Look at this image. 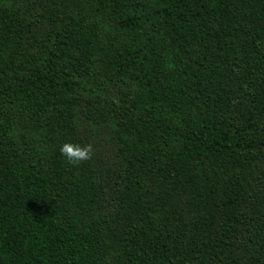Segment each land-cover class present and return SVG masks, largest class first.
Listing matches in <instances>:
<instances>
[{"label": "trees", "instance_id": "1", "mask_svg": "<svg viewBox=\"0 0 264 264\" xmlns=\"http://www.w3.org/2000/svg\"><path fill=\"white\" fill-rule=\"evenodd\" d=\"M0 264H264V0H0Z\"/></svg>", "mask_w": 264, "mask_h": 264}, {"label": "clouds", "instance_id": "2", "mask_svg": "<svg viewBox=\"0 0 264 264\" xmlns=\"http://www.w3.org/2000/svg\"><path fill=\"white\" fill-rule=\"evenodd\" d=\"M62 157L71 164H79L91 159L93 154L92 146H81L78 143H64L59 147Z\"/></svg>", "mask_w": 264, "mask_h": 264}]
</instances>
